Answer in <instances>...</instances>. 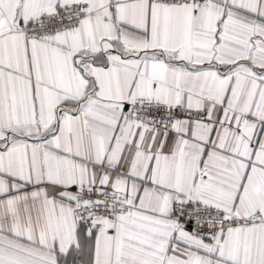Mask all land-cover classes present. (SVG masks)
<instances>
[{"label":"snow or ice","instance_id":"6c2138e0","mask_svg":"<svg viewBox=\"0 0 264 264\" xmlns=\"http://www.w3.org/2000/svg\"><path fill=\"white\" fill-rule=\"evenodd\" d=\"M0 264H264V0H0Z\"/></svg>","mask_w":264,"mask_h":264}]
</instances>
